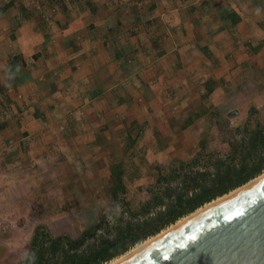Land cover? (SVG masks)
<instances>
[{
    "label": "crops",
    "instance_id": "obj_1",
    "mask_svg": "<svg viewBox=\"0 0 264 264\" xmlns=\"http://www.w3.org/2000/svg\"><path fill=\"white\" fill-rule=\"evenodd\" d=\"M263 66L264 0H0V171L108 176L116 131L137 140L178 119L188 131L194 109L226 106Z\"/></svg>",
    "mask_w": 264,
    "mask_h": 264
},
{
    "label": "rangeland",
    "instance_id": "obj_2",
    "mask_svg": "<svg viewBox=\"0 0 264 264\" xmlns=\"http://www.w3.org/2000/svg\"><path fill=\"white\" fill-rule=\"evenodd\" d=\"M251 78L246 74L240 86L232 84L235 89L228 93V104L219 110L213 105L194 109L195 121L199 120L188 131L179 130L186 125L182 119L173 123L148 122L146 135L137 140L121 139L116 131L114 143L120 152L115 160L123 164L125 187L117 198L111 196L113 179L102 166L97 171L83 172V176L70 165L63 170L45 171L1 168L0 264L23 262L29 253L32 228L76 240L104 216L101 228L87 240V244H95L100 237L114 236L115 226L152 218L177 195L189 196L194 188L192 180L198 174L199 182L208 187L216 167L238 168L245 164L247 170L253 168L257 157L254 159V142L250 144L249 139L256 128H264V66L260 71L254 69V85ZM3 101L0 99L1 121L10 115V106ZM167 111H171L170 104ZM136 127L131 130L133 136L138 134ZM256 152L262 150L258 147ZM24 178L33 184L28 193ZM41 182L45 186L43 203L34 200ZM24 195L27 196L22 200ZM153 197L159 198L160 204H154ZM149 202L146 211L142 206Z\"/></svg>",
    "mask_w": 264,
    "mask_h": 264
},
{
    "label": "trees",
    "instance_id": "obj_3",
    "mask_svg": "<svg viewBox=\"0 0 264 264\" xmlns=\"http://www.w3.org/2000/svg\"><path fill=\"white\" fill-rule=\"evenodd\" d=\"M190 121H186V125H189ZM249 140L250 144L254 142V159L257 157L254 160V167L250 170L246 169L245 164L238 168L234 166L216 167L208 187L199 182L198 178L201 175L198 174L192 180L194 188L189 196L177 195L172 203L164 206L163 210L157 212L152 218L136 224L127 222L122 226H115L117 230L114 236L100 237L95 244H87V240L101 228L105 220L104 216L100 217V221L96 225L84 230L76 240L69 237L53 238L47 233L40 232L41 230H35L28 256L21 264H105L122 256L135 245L157 235L177 220L262 174L264 172V128H256ZM258 147L262 152H256ZM236 149V147L233 148V150ZM110 174L113 179L111 196L117 198L119 193L125 191L122 181L123 164L112 165ZM152 202L160 204V199L153 197ZM149 206L150 202L143 205L142 208L148 211Z\"/></svg>",
    "mask_w": 264,
    "mask_h": 264
},
{
    "label": "water",
    "instance_id": "obj_4",
    "mask_svg": "<svg viewBox=\"0 0 264 264\" xmlns=\"http://www.w3.org/2000/svg\"><path fill=\"white\" fill-rule=\"evenodd\" d=\"M118 264H264V177Z\"/></svg>",
    "mask_w": 264,
    "mask_h": 264
},
{
    "label": "bare ground",
    "instance_id": "obj_5",
    "mask_svg": "<svg viewBox=\"0 0 264 264\" xmlns=\"http://www.w3.org/2000/svg\"><path fill=\"white\" fill-rule=\"evenodd\" d=\"M264 177V172L262 174H260L259 176H257L256 178H254L253 180L249 181L248 183L244 184L243 186L229 192L228 194H225L213 201H211L208 204L203 205L202 207L198 208L197 210H195L193 213L181 218L180 220H177L174 224L168 226L166 229L162 230L160 233H158L157 235L148 238L147 240L143 241L140 244L135 245L133 248H131L128 252L124 253L122 256H119L113 260H111L108 263L105 264H118L119 262H121L122 260L126 259L127 257H129L130 255H132L133 253L137 252L138 250L142 249L143 247H145L146 245L150 244L151 242L155 241L156 239L160 238L161 236L165 235L166 233L170 232L171 230H173L174 228L178 227L179 225L183 224L184 222L188 221L189 219L193 218L194 216L198 215L199 213L205 211L206 209L210 208L211 206L219 203L220 201L228 198L229 196L235 194L236 192L244 189L245 187L253 184L254 182L262 179Z\"/></svg>",
    "mask_w": 264,
    "mask_h": 264
},
{
    "label": "built area",
    "instance_id": "obj_6",
    "mask_svg": "<svg viewBox=\"0 0 264 264\" xmlns=\"http://www.w3.org/2000/svg\"><path fill=\"white\" fill-rule=\"evenodd\" d=\"M117 1H120V0H117Z\"/></svg>",
    "mask_w": 264,
    "mask_h": 264
}]
</instances>
